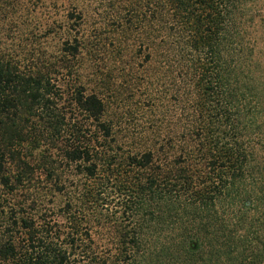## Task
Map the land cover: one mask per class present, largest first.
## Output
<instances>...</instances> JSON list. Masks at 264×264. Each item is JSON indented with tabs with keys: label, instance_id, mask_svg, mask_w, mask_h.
<instances>
[{
	"label": "trees",
	"instance_id": "trees-1",
	"mask_svg": "<svg viewBox=\"0 0 264 264\" xmlns=\"http://www.w3.org/2000/svg\"><path fill=\"white\" fill-rule=\"evenodd\" d=\"M51 1L73 9L60 56L4 53ZM85 1L0 0V186L30 184L22 149L45 144L85 182L63 222L12 208L24 238L0 244V263L264 264V0H93L119 12V34L145 35L146 63L175 67V143L138 151L124 150L80 72ZM94 225L110 237L94 239Z\"/></svg>",
	"mask_w": 264,
	"mask_h": 264
},
{
	"label": "rangeland",
	"instance_id": "rangeland-1",
	"mask_svg": "<svg viewBox=\"0 0 264 264\" xmlns=\"http://www.w3.org/2000/svg\"><path fill=\"white\" fill-rule=\"evenodd\" d=\"M84 5L87 9L85 18L81 27H76L79 37L88 43L80 57V72L88 89H101L107 105L106 119L113 124L117 140L123 143L125 151L165 144L170 148L169 144L175 143V67L171 65L164 70L158 59L146 63L143 54L140 55L142 48L139 49L145 35L139 37L140 31L119 34L116 9H109L106 3L96 9L93 0L85 1ZM45 6V9L27 15L23 21L30 29H25L26 32L12 44L4 42V53L16 55L20 60L32 55L47 61L60 56L63 16L73 9L60 3L54 5L53 1ZM44 24L47 27L42 26ZM24 148L22 155L32 161L31 182L13 193L0 186V200L7 203L5 212L0 215V244L10 240L21 243L23 234L10 217L12 208L18 210L20 216L31 217L34 224L63 222L59 209L65 207L71 197L74 199L85 183L74 165L66 164L58 149L46 144L36 150ZM8 168L11 170L12 164ZM112 207L108 209L117 213L118 210ZM92 237L100 239L110 235L104 228L94 225Z\"/></svg>",
	"mask_w": 264,
	"mask_h": 264
}]
</instances>
